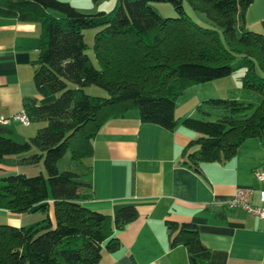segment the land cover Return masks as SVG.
I'll return each mask as SVG.
<instances>
[{"label": "trees", "instance_id": "1", "mask_svg": "<svg viewBox=\"0 0 264 264\" xmlns=\"http://www.w3.org/2000/svg\"><path fill=\"white\" fill-rule=\"evenodd\" d=\"M251 2L114 0L107 12L83 14L57 0H0V18L38 25L32 84L40 98H52L45 104L22 98L27 122L40 124L31 138L18 143L0 136V163L22 156L18 165L42 160L44 171L0 178V209L44 215L26 228L0 226V264H96L102 251L118 250L113 233L134 221L137 212L124 205L108 216L83 207L91 192L82 159L100 126L130 109L142 125L172 131L179 124L197 133L180 163L197 174L202 164L229 160L243 141L264 139V36L245 26ZM150 3L169 4L175 17H160ZM183 4L214 28L192 21ZM95 28L91 48L98 69L85 54L82 34ZM237 70H242L241 100L205 99L195 107L199 118H174L175 101L186 88ZM88 86L106 97L89 96L83 90ZM193 146L197 149L186 153ZM67 152L72 170H58ZM164 227L168 247L182 246L188 264H208L210 251L192 222L165 221Z\"/></svg>", "mask_w": 264, "mask_h": 264}, {"label": "crops", "instance_id": "2", "mask_svg": "<svg viewBox=\"0 0 264 264\" xmlns=\"http://www.w3.org/2000/svg\"><path fill=\"white\" fill-rule=\"evenodd\" d=\"M60 1L82 6L78 0ZM101 1H93V5L100 6ZM244 22L250 31L264 36V0H252L244 12ZM38 36L36 23L0 18V117L22 113L24 97L36 98L39 104L52 100L40 98L32 84L31 62L37 57ZM199 99H194L187 112L177 113V98L174 118L192 116L203 101ZM38 127L36 123L9 121L0 125V136L21 143ZM197 137L179 124L172 131L142 125L134 109L100 126L89 142V155L82 159L88 168L84 182L91 192L82 205L108 216L131 205L137 217L113 233L118 250L102 251L96 264H188L182 246L168 247L165 221L192 222L210 251L208 264H264V222L226 206L238 188L251 191L248 200L252 205L260 204L257 193L264 189V181L257 182L253 173H264V139L243 141L229 160L202 164L197 174L180 165L182 150ZM196 149L193 146L186 153ZM21 157L4 158L0 178L28 175L33 168L42 173L40 161L32 167L18 165ZM43 219L39 212L14 214L0 209V226L26 228ZM48 219L52 223L51 210Z\"/></svg>", "mask_w": 264, "mask_h": 264}, {"label": "rangeland", "instance_id": "3", "mask_svg": "<svg viewBox=\"0 0 264 264\" xmlns=\"http://www.w3.org/2000/svg\"><path fill=\"white\" fill-rule=\"evenodd\" d=\"M60 1V0H57ZM82 6L75 5L72 6L67 1H60L68 3L72 8H74L77 12L83 13V14H95L99 11L107 12L109 11L114 3V0H102L100 3V6H94L93 0H78ZM151 8L162 18H173L175 17V12L173 11L172 7L169 4L166 3H150ZM183 10L185 14L194 22H196L198 25L204 28H210L213 29L214 26L204 17L203 14H200L198 12L192 11L186 4H183ZM98 29H87L82 32L83 34V40L86 45L85 54L88 57L91 65L98 69L99 65L97 64L96 60L94 59L93 52H92V38L95 32H97ZM242 74V70H237L233 72L230 76L214 80L208 83L191 86L190 88H186L182 94L178 97L176 109L177 113L180 112H187L188 109H190V106H193L192 103L194 102V99L201 98L199 100H205V99H224V98H235L237 100H241V92H240V84L238 82V77ZM84 92L86 94H89V96H95V97H106V93L95 87V86H88L85 87ZM201 102V101H199ZM192 108V107H191ZM191 118H199V116L196 114L195 110L192 114V116H187ZM185 118V117H184ZM208 120L212 121L213 117H210ZM40 126V124H39ZM69 163V153L67 152L62 160L57 164L58 170H72L68 167ZM40 166L42 167V160L40 161ZM32 167V165L30 166ZM42 174H44L43 168H42ZM39 174V171H36L34 168L33 170H29V174L26 175L28 177L35 176Z\"/></svg>", "mask_w": 264, "mask_h": 264}, {"label": "built area", "instance_id": "4", "mask_svg": "<svg viewBox=\"0 0 264 264\" xmlns=\"http://www.w3.org/2000/svg\"><path fill=\"white\" fill-rule=\"evenodd\" d=\"M9 121H18L19 123L26 125L28 122L25 116L20 113L18 115H14L12 117L4 118L0 117V125L6 124ZM253 176L257 182L264 181V173L263 172H255ZM251 191L248 189H236L231 199L227 202L226 206L228 209L239 208L243 210L246 214L251 215L258 220L264 222V189L258 191V201L259 205H252L248 198Z\"/></svg>", "mask_w": 264, "mask_h": 264}]
</instances>
